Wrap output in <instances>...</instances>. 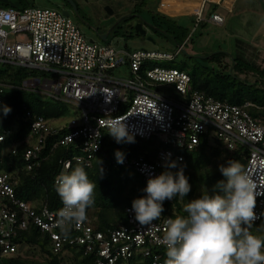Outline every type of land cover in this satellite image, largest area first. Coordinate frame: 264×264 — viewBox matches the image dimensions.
<instances>
[{"label": "built area", "instance_id": "1", "mask_svg": "<svg viewBox=\"0 0 264 264\" xmlns=\"http://www.w3.org/2000/svg\"><path fill=\"white\" fill-rule=\"evenodd\" d=\"M184 1L191 7L180 10L202 21L206 4L221 6L225 0ZM64 11L55 7L19 10L15 6H0V63L53 75L54 78L27 79L23 87L35 89L39 85L51 98L78 110L77 118L61 127L26 112L29 129L23 142L33 141L22 155L27 170L40 167L45 159L42 153L47 136L62 128L69 131L56 137L51 149L74 145L78 153L60 160L61 172L67 171L72 162L91 166L101 149L103 132L108 131L107 121L119 118L134 137L160 143L152 159L125 157L120 164L133 168L146 184L150 176L165 170L168 160H183L178 151L192 150L203 139L216 138L228 149L240 146L246 150V171L257 189L264 191V107L249 101L236 104L216 99L193 89L189 74L178 67L147 65L173 60L184 51L185 42L177 46L174 54L100 45L86 38ZM223 20L219 13L208 17L215 24ZM116 68H125L128 76L115 77L112 71ZM1 87L2 84L0 92ZM10 132L8 129L0 134V140L4 141ZM19 145L21 142L9 145V152L16 154ZM15 184L11 173L0 172V258L15 254L17 245L12 238L18 229L32 222L50 236L54 250L66 243L79 244L85 253L96 255L97 264H127L134 252H141L151 264H165L157 247L164 248L161 241L170 217L161 215L150 225H140L128 207L126 222L107 234L94 230L86 219L73 225L74 235L66 237L57 226L63 206L55 210L44 205L37 211L17 198ZM255 212L259 217L256 223L264 216V195L257 196Z\"/></svg>", "mask_w": 264, "mask_h": 264}, {"label": "trees", "instance_id": "2", "mask_svg": "<svg viewBox=\"0 0 264 264\" xmlns=\"http://www.w3.org/2000/svg\"><path fill=\"white\" fill-rule=\"evenodd\" d=\"M14 3V0H9ZM23 8L22 1L18 0ZM1 3V2H0ZM5 4V3H2ZM8 6V4H5ZM213 9H219V5L213 4ZM145 12L148 18H143ZM128 13L127 19L141 16V23L145 22L160 34L166 35L175 41L177 45L184 43L186 47L192 43L194 34L184 24L178 22L177 18L169 17L151 6V0H140L133 5V9ZM216 13L214 10L210 14ZM209 14V15H210ZM195 21L194 17H189ZM126 19V18H125ZM200 24V23H199ZM206 58L198 60L203 65L177 64L178 69L185 71L191 78L192 88L203 91L207 95L216 99L226 100L230 103L242 104L249 101L255 105L264 107V83L255 81L253 84H245L236 78V74L228 73V66L221 61L225 57L222 51H217ZM174 60V59H173ZM168 62H148L150 67L166 66L176 68ZM231 62V60H230ZM231 68L239 74H247L248 67L242 59L233 58ZM212 64H216L213 66ZM40 72L30 70L20 66L0 63V134H5L10 129V133L0 142V172L11 173L16 181L15 194L17 198L28 202L37 211L44 205L50 209H60L63 205L55 190L56 179L62 171L60 160L71 158L78 153L74 145L57 146L51 149L52 142L56 137L67 133V128H62L55 135L47 136L46 146L42 155L44 160L40 167L27 170L23 152L32 147V143H24L23 140L28 133L29 119L26 112L30 111L32 116H41L48 123L63 117L68 112L67 105L62 101H52L45 99L39 91L23 87V82L27 79L36 78ZM42 76L46 75L41 73ZM256 75V74H255ZM8 105L12 111L4 116L2 105ZM260 112H263L262 110ZM21 142L17 146V153L11 154L8 146ZM160 144L155 140L144 141L135 137V143L117 144L108 131L103 132L100 151L96 154L91 166H84L72 162L69 169L82 166L88 173L89 179L96 183L95 203L87 210V220L89 225L97 231L105 234L108 230L117 228L119 224L126 222V208L131 207L133 199L146 195L142 190L146 183L141 176L133 169L117 163L114 153L120 149L125 153V157L144 156L152 159ZM183 155V160L177 161V168L170 169L173 173L183 167L184 174L188 177L191 191L181 200L178 196L173 200L164 202V212L162 217L175 218L176 216H186L184 206L188 201L198 198L201 194L207 193L212 186L220 179H223L218 170L220 164L226 163L228 159L239 161L245 166L247 152L244 148L236 146L228 149L218 139H203L202 142L192 150L178 151ZM102 169V173H101ZM264 225V216L254 223L251 229L254 234L264 236V231L260 226ZM61 231V230H60ZM74 232L70 230L69 237ZM13 242L20 247L28 248L27 252L17 251L11 256L0 258V264H97L96 255L85 253V248L79 244H65L59 250H54V243L46 232L40 231L30 222L26 228L18 229ZM165 262V250L157 247ZM127 264H151L149 258L142 256L141 252H134Z\"/></svg>", "mask_w": 264, "mask_h": 264}, {"label": "clouds", "instance_id": "3", "mask_svg": "<svg viewBox=\"0 0 264 264\" xmlns=\"http://www.w3.org/2000/svg\"><path fill=\"white\" fill-rule=\"evenodd\" d=\"M11 111L10 106L2 105L4 116ZM106 127L117 144L135 143L134 135L119 118L108 120ZM114 156L117 163L124 162L125 153L120 149L115 150ZM164 167L158 176L148 178L142 190L146 195L131 203L129 211L140 225L158 220L166 200L177 196L183 200L191 191L183 167L175 173L170 170L178 167L177 161L168 160ZM218 170L223 179L207 193L188 201L184 206L186 216L167 220L161 241L165 264H264V236L251 230L259 218L255 212L257 196L264 195V191L257 189L239 161L228 159ZM96 186L82 166L57 177L55 190L63 205L57 226L66 237L73 225L86 220L87 210L95 203ZM260 230L264 231V225Z\"/></svg>", "mask_w": 264, "mask_h": 264}, {"label": "rangeland", "instance_id": "4", "mask_svg": "<svg viewBox=\"0 0 264 264\" xmlns=\"http://www.w3.org/2000/svg\"><path fill=\"white\" fill-rule=\"evenodd\" d=\"M15 8L21 10L22 5L18 0ZM23 6L33 8H58L60 10L73 11L71 5L66 0H21ZM78 9L79 18L70 13V17L78 25L84 36L93 39L100 45H111L117 49L146 50L154 52H168L174 54L178 45L170 37L156 32L145 22H142L144 33L138 31L135 26L141 23L139 17L129 19L122 18L133 9L134 3L140 0H73ZM229 0L224 1L227 3ZM222 3L219 9H213V4H206L203 20L193 21L188 18V14L180 9L191 7L184 0H151V6L161 13L177 18L178 22L184 24L191 33L196 31L192 43H189L184 51H180L171 63L176 68L177 64L185 63L191 65H203L197 56L209 55L222 51L225 57L221 63L228 66V73L237 76H246L251 79L260 77L259 82L264 79V0H233L231 9H224ZM0 6H6L0 3ZM215 11L224 17L221 24L208 21L211 11ZM112 11V13L110 12ZM143 18H148L145 12ZM182 15V16H181ZM186 16V17H184ZM190 17V15H189ZM142 18V19H143ZM200 23V24H199ZM110 31L106 40H102L97 33ZM242 59L248 67L247 74H239L231 68L232 58ZM231 60V62H230ZM216 66V64H212ZM36 78H54L53 75L42 71ZM256 74V75H255ZM115 77L128 76L125 68H116L112 71ZM264 83V82H263ZM35 91H39L45 99H53L46 92L40 90V86ZM59 101V100H56ZM65 103V102H64ZM68 112L61 118L50 123L56 127L64 126L71 119L77 118L78 110L69 103H65ZM160 144V143H158ZM18 251L27 252L28 248L18 247Z\"/></svg>", "mask_w": 264, "mask_h": 264}, {"label": "water", "instance_id": "5", "mask_svg": "<svg viewBox=\"0 0 264 264\" xmlns=\"http://www.w3.org/2000/svg\"><path fill=\"white\" fill-rule=\"evenodd\" d=\"M1 3H5V4H8L9 6H14V3H12L11 1L9 0H0ZM69 2L73 5V7L75 8V4L73 3L72 0H69ZM112 13V11H110ZM64 14L68 15L66 11H64ZM138 17L140 19L141 16L138 15ZM123 18V17H122ZM135 28L140 31L141 33H144L145 30L143 29L142 27V23H138L136 24ZM108 33H104V34H99V37L102 39V40H106V37H107ZM185 52V51H183ZM200 58H206L207 56L203 55V56H199ZM233 60V58H232ZM236 78L242 82V83H245V84H253L255 81H259L260 80V77H258L257 79H251L249 80V78H247L246 76H236ZM261 80L264 82V79L261 78Z\"/></svg>", "mask_w": 264, "mask_h": 264}, {"label": "flooded vegetation", "instance_id": "6", "mask_svg": "<svg viewBox=\"0 0 264 264\" xmlns=\"http://www.w3.org/2000/svg\"><path fill=\"white\" fill-rule=\"evenodd\" d=\"M66 1H68V3L71 5V7H72V9H73V11H71L72 13H74V15L75 16H77L78 18H79V13H78V9H77V7H76V4L74 3V1H73V3L75 4V8L73 7V5L69 2V0H66ZM84 1H87V0H84ZM69 15H71L70 13V11L69 10H66V9H64ZM132 14H134V13H129V14H127V15H125L123 18H127V16H130V15H132ZM151 27V26H150ZM153 28V27H152ZM154 29V28H153ZM157 32V31H156ZM106 33H108V35H107V37H106V39L108 38V36H109V33H110V31H108V32H106ZM99 34H104V33H97V35H99Z\"/></svg>", "mask_w": 264, "mask_h": 264}, {"label": "crops", "instance_id": "7", "mask_svg": "<svg viewBox=\"0 0 264 264\" xmlns=\"http://www.w3.org/2000/svg\"><path fill=\"white\" fill-rule=\"evenodd\" d=\"M226 1V0H225ZM232 3H233V0H229L227 3H225L224 2V6H223V8L224 9H231V7H232ZM159 12H162V11H160V10H158ZM182 16V15H181ZM186 16H189V15H186ZM186 16H184V17H186ZM222 16V15H221ZM191 17V16H190ZM223 17V16H222ZM224 18V17H223Z\"/></svg>", "mask_w": 264, "mask_h": 264}]
</instances>
